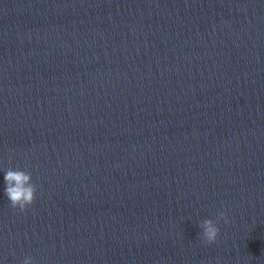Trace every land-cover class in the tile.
<instances>
[{
    "label": "clouds",
    "instance_id": "clouds-1",
    "mask_svg": "<svg viewBox=\"0 0 264 264\" xmlns=\"http://www.w3.org/2000/svg\"><path fill=\"white\" fill-rule=\"evenodd\" d=\"M4 180L6 183L5 194L13 209H18L21 213L27 212L28 208L35 203L37 196V185L32 182L30 172L19 169L9 168L5 172ZM223 220L228 223L226 211H220L217 220L206 219L200 224L202 237L206 244H213L217 240L220 229L218 221ZM23 264H34L31 256L23 260Z\"/></svg>",
    "mask_w": 264,
    "mask_h": 264
}]
</instances>
